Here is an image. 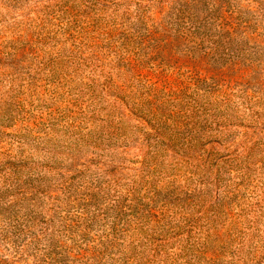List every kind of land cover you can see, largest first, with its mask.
I'll return each mask as SVG.
<instances>
[{
    "label": "rangeland",
    "instance_id": "rangeland-1",
    "mask_svg": "<svg viewBox=\"0 0 264 264\" xmlns=\"http://www.w3.org/2000/svg\"><path fill=\"white\" fill-rule=\"evenodd\" d=\"M223 9L264 0H0V264H264V39Z\"/></svg>",
    "mask_w": 264,
    "mask_h": 264
},
{
    "label": "trees",
    "instance_id": "trees-1",
    "mask_svg": "<svg viewBox=\"0 0 264 264\" xmlns=\"http://www.w3.org/2000/svg\"><path fill=\"white\" fill-rule=\"evenodd\" d=\"M218 10V9H215ZM241 10V9H240ZM238 9L229 10L223 9L222 13V28L225 30V34L222 36V39L226 41V48L231 50L232 42L235 41H248L252 37H258L260 39H264V28L256 27L252 22L257 21L261 23L264 21V9H247L245 13L253 16V18L243 19V13ZM196 11V9L187 10L188 13ZM196 18L197 14L192 13ZM193 17V16H192ZM239 17V19H238ZM212 18V17H211ZM192 23H196L197 20H190ZM161 126V125H160ZM161 139V137H158Z\"/></svg>",
    "mask_w": 264,
    "mask_h": 264
}]
</instances>
